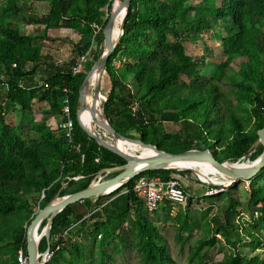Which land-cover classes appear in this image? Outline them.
I'll return each instance as SVG.
<instances>
[{
	"label": "trees",
	"instance_id": "1",
	"mask_svg": "<svg viewBox=\"0 0 264 264\" xmlns=\"http://www.w3.org/2000/svg\"><path fill=\"white\" fill-rule=\"evenodd\" d=\"M39 1L44 0H0V264H19L20 250L27 255L26 233L35 215L34 204L41 209L54 193L63 196L81 190L100 170L125 163L99 145L77 121L78 88L93 62L87 61L85 71L74 75L71 69L90 50L96 35L102 34L112 0H45L42 36L68 30L75 37L73 57L65 63L36 45L35 36L23 31L15 20ZM209 37L219 42L221 57H212L216 66L207 75L201 67L203 61L186 52L185 42L200 39L208 47ZM101 74L104 114L122 135L170 153L210 148L220 162H235L242 156L254 160L262 145L248 153L258 140L257 130L264 125V0H131L123 34ZM225 80L237 89L225 88ZM64 88L70 89V140L61 129L56 136L46 120L33 119L30 129L36 137L26 141L20 127L8 122L11 108L32 114L34 106L44 104L60 116ZM231 93L252 107L255 114L248 113L249 121L260 115L253 127L230 108ZM135 102L138 108L133 111ZM81 115L82 124L91 130L88 114L86 118ZM155 117L192 124L194 134L189 138L164 132L153 125ZM181 172L167 168L141 174L168 180ZM249 180V201L256 206L253 221L233 218L239 204L232 190L239 181L233 182L213 195L227 200L222 218L215 228L207 219L203 236L190 249L188 264H207L203 253L220 242L217 235L233 248L218 264H264V168ZM133 183L131 179L107 195L78 201L60 211L50 229L54 252L44 264H108L111 258L103 245L111 237L125 239L117 228L132 210L142 263L174 264L163 235L141 213L144 203L133 192ZM96 206H101L99 212L91 213ZM176 219L177 238L185 241L181 232L190 228V218L179 210ZM86 221L93 222L88 234H84ZM75 222L81 224L76 231ZM90 234L99 240L95 261L89 259L78 238ZM240 243L249 246L251 253H240ZM46 247L42 237L39 250Z\"/></svg>",
	"mask_w": 264,
	"mask_h": 264
},
{
	"label": "rangeland",
	"instance_id": "2",
	"mask_svg": "<svg viewBox=\"0 0 264 264\" xmlns=\"http://www.w3.org/2000/svg\"><path fill=\"white\" fill-rule=\"evenodd\" d=\"M46 10L47 2L45 0L39 1L35 4H32L31 9L25 10V12L22 15L17 16L15 20L21 26V29L23 31L29 32L35 36L34 43L36 45L41 46L48 53H53L56 59L59 60V63L68 62L73 57L72 41L75 39V37L71 36L72 33L68 30H60L57 33H52L51 36L49 35V37H43L41 31V21L45 16ZM101 39L102 42H100ZM206 43L208 44V47H206L200 39L191 40L185 42V48L186 52L193 58L197 59L198 61H203V65L201 66L203 68V72L209 75L210 71L216 66L213 63L214 61L212 60L214 58L213 56L220 58L221 50L219 42L214 38L209 37L206 40ZM104 49L105 45L103 43V34L98 33L95 37L93 45L90 48V53L88 55L87 61H92L94 63V61L97 60V57L102 54ZM237 63L238 62H236V64ZM85 67L86 66L84 63L83 71H85ZM225 81L227 82L225 88L232 87L233 89H237L234 85L231 84L229 80ZM229 97L233 102V104L230 105V108L243 116V120L248 123L249 127H253L254 122H257L259 120L260 115H257L258 118L256 121H254L253 119L249 121L247 116L248 113H250L251 115L255 114L251 109L252 107L248 103L240 100L232 93ZM105 101L106 98L103 94L101 109V115L103 118L106 117L103 109ZM86 108L81 112L82 115L80 114L84 118H86L88 114V112L86 114ZM6 118L11 124L20 127L22 136L26 141L36 137L35 132L30 129L33 119L46 120L47 124L55 130L56 136L61 134L59 129L57 128V124L61 120V115H53L49 111L46 104L42 106H34L32 114L11 108L6 115ZM152 122L154 126H159L160 129L167 133H178L183 137L186 136L189 138H191L194 134V127L192 126V124H189L182 120L176 122L172 120H164L162 117H155L152 119ZM97 129L101 135H104L103 138L105 140L112 141V137L109 132L100 127H98ZM258 146L259 144L256 143L253 146V149L256 150ZM241 161L249 164L253 160L245 157ZM107 176L109 177L111 176V174L109 173L106 176L102 174L101 179L103 180ZM173 176L181 181L188 194L186 209L182 211L186 212L190 218V228L181 232V235L186 237L187 240L183 241L177 238L178 221L176 219V216L179 213L177 207L171 208L170 210L166 207H162L157 211L148 212L145 207L142 206L140 210L144 216H146L156 225L159 232L163 235L168 251L171 257L174 259V264H188L187 260L190 249L194 247L198 239L203 236L204 228L207 224V219L211 221L212 226L215 228L217 226L216 221H220V218H222V210L225 207L227 200L225 197L217 198L213 195H205L207 185H209L211 182L209 180L201 178L191 170L182 169L181 173H174ZM224 185H226L227 187H231L233 185V182ZM251 185L252 182L250 180H242L239 181L236 184L235 189L232 190V194L239 204L237 206V212L233 216V218H235L236 220H242L246 222L253 221L256 206L249 201V192ZM64 186H66V183H64ZM56 196L57 192L54 193L53 198H56ZM108 201V199L105 200V202ZM95 202H97V200ZM100 207L101 206H96V208L91 211V213L99 212ZM38 210L39 208L37 204H34V212ZM133 218L134 211L132 210L131 213L125 217L120 226L117 228V232L120 231V233L125 237L124 240H121L117 237H111L107 239L105 244L103 245V249L110 256L109 258H111L108 264H143L140 253L136 246L138 236L133 229V224L131 222V219ZM45 223L46 219L43 226L45 225ZM92 223V221H86L84 225V234L90 233L93 228ZM79 228H81V224L79 222H75L73 230L76 231ZM238 233L241 235L242 232ZM217 237L220 238V242H217L214 246L205 250L203 253L204 261L207 264H218L224 254L229 253L233 249L232 246L224 242V239L220 235H217ZM98 241V238L91 236V234L90 237L86 236V238L81 241V243H83V245L85 246L87 256L92 261H95L99 257L100 250ZM237 246L240 253H251L250 247L246 244L240 243Z\"/></svg>",
	"mask_w": 264,
	"mask_h": 264
},
{
	"label": "water",
	"instance_id": "3",
	"mask_svg": "<svg viewBox=\"0 0 264 264\" xmlns=\"http://www.w3.org/2000/svg\"><path fill=\"white\" fill-rule=\"evenodd\" d=\"M130 1L131 0H121V3L118 7L111 9L107 22L102 29L103 43L105 45V49L102 54L97 58V60L94 61V63L91 65L90 69L86 72L83 81L81 82L78 88V109L76 111L77 121L81 128L99 145L121 156L125 160V163L119 166L100 170L98 174L89 183V185L81 190L63 196H59L57 193L56 197L62 198L61 201L56 203L54 202L55 198H53L48 201L43 208L35 212L34 217L32 218L30 224L27 227L26 233L28 264L45 263L43 254L39 252V242L42 237H45L47 242V247L45 251H48L50 249V229L52 227L54 217L60 211H62L68 205L76 203L78 201H82L91 197L107 195L113 192L114 190L118 189L122 185L126 184L142 172L155 169L174 168L170 166V163L175 160L204 161L211 163L212 166L220 173L229 176L232 182H236L240 180L252 179L264 168V125L263 127L257 130L258 140L256 143L262 145L261 154L249 164H246L245 162L241 161L245 158V156H242L234 162L233 166H231L228 164L229 161L220 162L219 160H217L213 151L210 148H193L179 153H170L166 150L159 149L153 144L145 143L140 139L126 137L115 130V128L109 122L107 117H105L104 120H98L96 118L94 119L101 128L111 134L112 141L105 140L101 135L87 129L82 124L80 120V114L87 107L86 94L88 92L90 79L92 78L95 71L99 70L100 73H102L108 58L113 53L117 43L119 42V39L123 34V24L125 22L127 8L129 7ZM122 10H124V17L122 20L121 33L118 39L114 41L112 36L114 22L116 20V17ZM99 92L100 81H98L95 85V94H98ZM123 139L141 145L143 147L150 148L154 150L155 153L149 155L127 153L120 149L117 145V141ZM253 150L254 149L252 147L249 153H251ZM238 162H240V164L235 165ZM175 169L180 170L178 168ZM109 173L115 174L109 177L107 176L103 180L101 179L102 174L106 176ZM112 186L114 187L111 188ZM109 188L111 189L108 190ZM44 219H46V223L44 226L41 227L40 225ZM35 234L39 235V241H36Z\"/></svg>",
	"mask_w": 264,
	"mask_h": 264
},
{
	"label": "built area",
	"instance_id": "4",
	"mask_svg": "<svg viewBox=\"0 0 264 264\" xmlns=\"http://www.w3.org/2000/svg\"><path fill=\"white\" fill-rule=\"evenodd\" d=\"M99 30V29H98ZM90 50H88L84 55L80 56L77 61L71 66L72 74H77L83 71L84 63L87 62L88 55ZM65 96L63 99V106L61 109V120L57 124V128L64 131L67 139H71L72 135V119L70 117V98H69V88L63 89ZM138 108V103L132 105V110L135 111ZM133 183V192L143 200L144 207L148 212H154L159 210L162 207H166L169 210L171 208L177 207V210H185L188 202V194L183 187L181 181L175 177H172L168 180L162 179L158 175L150 174H139L135 176ZM227 188L226 185L222 184H213L210 183L207 185L205 195L211 196L219 192L225 191ZM44 194L41 195L43 197ZM67 231H64L66 233ZM63 233V235H64ZM59 234L55 236V240L59 238ZM88 236V235H86ZM86 236L79 235V239L83 240ZM89 237V236H88ZM59 247H57L58 249ZM43 254L44 261L50 259L54 250L51 248L48 251H40ZM44 252V253H43ZM18 262L19 264H28L27 255L23 253L22 250L18 253Z\"/></svg>",
	"mask_w": 264,
	"mask_h": 264
},
{
	"label": "bare ground",
	"instance_id": "5",
	"mask_svg": "<svg viewBox=\"0 0 264 264\" xmlns=\"http://www.w3.org/2000/svg\"><path fill=\"white\" fill-rule=\"evenodd\" d=\"M121 0H112V7L116 8L120 5ZM124 17V10H122L118 16L116 17V20L114 22L113 27V40L116 41L118 37L120 36L121 29H122V20ZM117 32V34H116ZM101 73L99 70L95 71L92 78L90 79L89 86H88V92L86 94V105H87V112L89 114L90 119V127L91 130L99 135H101L98 132V127H100L94 118L98 120H104V118L101 115V109H102V94L99 92L98 94H95V85L98 81H100ZM101 128V127H100ZM103 129V128H102ZM104 137V135H101ZM117 145L120 149L127 153H137L142 155H149L154 154L155 151L143 147L141 145L132 143L127 140H118ZM229 165L233 166L234 162L229 161ZM240 163H236L235 165H239ZM170 166L178 169H188L193 171L194 173L201 174L206 180H209L211 183L215 184H230L232 182L231 178L229 176H226L219 171H217L211 163L204 162V161H191V160H175L170 163ZM112 186L111 188H113ZM109 188L108 190H110ZM62 198L56 197L54 199V202L61 201ZM36 241H39V235L35 234Z\"/></svg>",
	"mask_w": 264,
	"mask_h": 264
},
{
	"label": "crops",
	"instance_id": "6",
	"mask_svg": "<svg viewBox=\"0 0 264 264\" xmlns=\"http://www.w3.org/2000/svg\"><path fill=\"white\" fill-rule=\"evenodd\" d=\"M72 36V35H71Z\"/></svg>",
	"mask_w": 264,
	"mask_h": 264
}]
</instances>
